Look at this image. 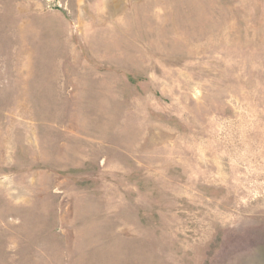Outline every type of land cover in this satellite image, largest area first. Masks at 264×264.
<instances>
[{
	"label": "rangeland",
	"instance_id": "374dc122",
	"mask_svg": "<svg viewBox=\"0 0 264 264\" xmlns=\"http://www.w3.org/2000/svg\"><path fill=\"white\" fill-rule=\"evenodd\" d=\"M0 264H264V0H0Z\"/></svg>",
	"mask_w": 264,
	"mask_h": 264
}]
</instances>
